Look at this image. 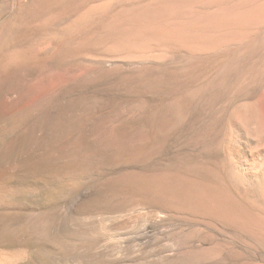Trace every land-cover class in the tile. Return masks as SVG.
<instances>
[{
    "label": "rangeland",
    "instance_id": "rangeland-1",
    "mask_svg": "<svg viewBox=\"0 0 264 264\" xmlns=\"http://www.w3.org/2000/svg\"><path fill=\"white\" fill-rule=\"evenodd\" d=\"M0 264H264V0H0Z\"/></svg>",
    "mask_w": 264,
    "mask_h": 264
}]
</instances>
